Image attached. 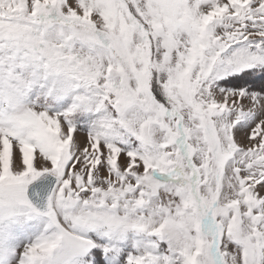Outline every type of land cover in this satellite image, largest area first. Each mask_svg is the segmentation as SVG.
<instances>
[{
	"label": "snow or ice",
	"instance_id": "1",
	"mask_svg": "<svg viewBox=\"0 0 264 264\" xmlns=\"http://www.w3.org/2000/svg\"><path fill=\"white\" fill-rule=\"evenodd\" d=\"M0 264H264V0H0Z\"/></svg>",
	"mask_w": 264,
	"mask_h": 264
}]
</instances>
